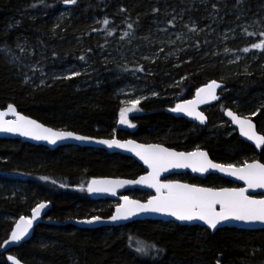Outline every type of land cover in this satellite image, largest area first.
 Listing matches in <instances>:
<instances>
[{
	"label": "trees",
	"instance_id": "trees-1",
	"mask_svg": "<svg viewBox=\"0 0 264 264\" xmlns=\"http://www.w3.org/2000/svg\"><path fill=\"white\" fill-rule=\"evenodd\" d=\"M64 10L70 14L61 20ZM178 12L203 30L187 36L176 59H166L167 51L182 45L156 31V23L167 25ZM210 12H217L213 22ZM239 23L246 26L240 35L216 34L218 26ZM262 32L264 0H76L73 5L64 0H0V49L26 40L35 49L34 60L50 64L31 83L25 78L27 69L9 63L0 51V109L11 104L45 126L87 137L131 138L181 151L201 148L223 164L250 157L264 163V148L255 152L222 116L226 108L253 115L264 135V54L237 61L223 55V48L230 53L264 41ZM235 36H246L247 41ZM80 63L92 69L70 78H55L49 70ZM136 65L143 67L144 77H132L128 68ZM181 79L173 92L184 99L210 81L225 85L216 104L204 109L208 121L203 127L174 117V103L161 98L169 83ZM134 80L138 88L152 89L158 96L140 105L142 115L131 117L132 132L116 131L124 86ZM142 173L132 159L104 150L66 146L50 151L0 139V264H8L1 246L14 223L29 217L37 204L50 203L47 218L59 223L94 215L107 218L112 208L90 199L88 182L105 177L133 180ZM184 181L194 182L189 176ZM202 185L230 184L209 176ZM130 195L140 201L148 198L140 191ZM134 241L141 242L149 256L138 255L130 245ZM8 253L23 264H264V230L222 228L211 233L199 226L151 220L94 230L41 224L28 242Z\"/></svg>",
	"mask_w": 264,
	"mask_h": 264
},
{
	"label": "snow or ice",
	"instance_id": "snow-or-ice-1",
	"mask_svg": "<svg viewBox=\"0 0 264 264\" xmlns=\"http://www.w3.org/2000/svg\"><path fill=\"white\" fill-rule=\"evenodd\" d=\"M64 3L66 5H73L76 3V0H64ZM105 23L107 24L108 21L105 20ZM169 23L171 24L172 21H169ZM129 27L132 26L129 25ZM261 35L264 36V32ZM253 47L264 48V41L254 44ZM4 50L5 53L9 51L7 45H5ZM244 51L247 52L248 49L245 48ZM72 75H78V73H72ZM218 87L220 85L216 81H211L206 86L196 90L197 99L184 101L183 104H177L171 111L184 112L189 116H193L201 123H204L206 120L205 115L196 111L195 106L197 103L205 102V97L202 94L216 99V89ZM129 103L131 107L122 108L120 111L121 124L129 123L127 113L135 110L140 104V100H130ZM8 109L14 115H17V119L0 122V132L18 133L21 136H29L35 140H46L50 144H55L58 140L68 138L77 141L91 139L87 136L77 135L72 131H54L52 128L45 127L35 120L20 116L15 112L11 104L8 106ZM227 114L239 125L241 135L254 141L257 147L264 145V136L257 135L254 126L249 120L242 119L234 115L231 111ZM4 115L5 113L0 112V118ZM133 126L129 124V127ZM98 142L107 145L109 148H127L129 151H135V154L148 166L150 171L147 175L139 177L138 180L94 179L89 185V192L111 191L114 195L115 186L123 187L127 184H144L149 188H154L157 193L156 196L149 198L146 203L129 200L127 196L122 197L125 203L116 208L115 214L110 217L111 221L127 220L130 216H135L139 213H158L174 217L177 221L181 222L202 221L203 224L213 230L217 229L222 222L230 220L244 223L264 222V199L251 198L245 194V188L214 189L171 181L162 183L159 179L161 173L167 171L169 168H190L193 172L199 173H205L209 169H215L244 181L249 189H264V163L253 161L251 163H245L241 167H236L232 164L214 163L209 159L206 152L200 150L176 152L160 144L140 145L131 140L121 142L116 139H108ZM46 206L45 203H39L32 209L31 218L26 216L19 217L16 221L15 229L11 232V241H20L25 237L28 230L32 227L33 221L40 216L41 210ZM217 206H219V210H217ZM100 219L99 216H93L91 219L83 221V223L91 224ZM7 243L8 241L6 240L5 244ZM135 251L140 256H149L148 249L143 246L136 247ZM156 251L159 253L163 249H157ZM8 259L13 260L14 258L9 256Z\"/></svg>",
	"mask_w": 264,
	"mask_h": 264
},
{
	"label": "water",
	"instance_id": "water-1",
	"mask_svg": "<svg viewBox=\"0 0 264 264\" xmlns=\"http://www.w3.org/2000/svg\"><path fill=\"white\" fill-rule=\"evenodd\" d=\"M213 81H215V80H213ZM210 82L204 84L201 87L206 86ZM216 82L220 85V87H218L216 89V97L217 98L212 99L211 97H208L206 94H202L205 97V102L197 103L195 106L196 111L201 112L205 115L206 120L204 123H201L199 120L195 119L193 116H189L184 112H173L172 111L173 116L176 118L184 119V120L188 121L189 123L194 124V125L199 126V127L205 126L207 124L208 118H207V115L205 114L204 109L216 104L218 97H219V93L222 92L225 88V85L222 82H220V81H216ZM195 99H197L196 92L194 93L193 97H191L190 99L182 100L178 104H183L184 101H190V100H195ZM14 109H15V112L17 114H19L20 116H25V115L19 113L15 107H14ZM229 111H231L234 115H236L242 119L249 120L251 122V124L254 126V130L257 133V135L264 136L263 134H261L258 131L255 122L253 120H251L248 116L247 117L240 116L228 108L224 109V111L222 113L223 118L229 123L230 128L237 134V136L239 137V139L241 141L252 146L253 149L255 150V152H257V153L262 151V149L264 148V145L257 147V145L254 141L249 140V139H247V137L241 135L239 125L237 123H235L233 121L232 117H230L227 114ZM0 112L5 113V115L2 118H0V122H2V121H13V120L17 119V115H14L13 112L9 111L8 106L4 109H0ZM25 117H27V116H25ZM27 118L32 119L30 117H27ZM32 120H35V119H32ZM35 121H37V120H35ZM38 123H40V122H38ZM42 125H44V124H42ZM45 127H48V126H45ZM53 130L54 131H65V130H58V129H53ZM75 134L81 135L78 133H75ZM90 138L91 139L87 140V141H77L75 139L68 138V139H64V140H58L55 144H50L46 140H35L29 136H21L18 133L0 132V139L18 140L22 143H27V144H30L33 146L45 147L50 151H54L55 149H57L59 147H66V146L77 147V148H88V149H93V150H104L109 155L118 154V155L128 157V158L132 159L133 161H135L144 171V173L142 175H140L139 177L147 175L148 172L150 171L148 166L146 164H144V162L142 160H140V158L135 154V151H129L127 148H115V147L109 148L107 145L101 144L98 142L100 140H108V139L120 140L116 136H112L111 138H93V137H90ZM128 140L134 141L136 144H140V145L159 144V143H143V142H139V141H136L134 139H131V138L127 139V140H120V141L124 142V141H128ZM160 145H162L163 147H167L163 144H160ZM167 148H170V147H167ZM170 149H172L173 151H176V152H192V151H196V150L206 152L205 150H203L201 148H197V149H194L191 151H181V150H176L174 148H170ZM208 157H209V155H208ZM209 159H211V158L209 157ZM253 161L262 163V162L258 161L257 159L251 160L248 163H251ZM213 162L218 163L215 161H213ZM220 164H223V163H220ZM243 165H241V166H243ZM241 166H238V167H241ZM185 174H189L191 177H197V178H200L202 180H204L208 175H216L219 178H222V179L228 181L230 184L235 185V187H220V188H245L246 189L245 194L250 196L251 198H253V199H264V189H261V188L249 189V188H247V185L244 183V181H241L234 176H230L227 173H222V172L215 170V169H209L205 173H199V172H193L190 168H169L167 171H164L161 173L159 179L162 183H167L170 181H163L162 179L165 177H168V176L185 175ZM139 177H137L136 179H133V180H138ZM95 180H128V179L105 177V178H99V179H95ZM91 181L92 180H90L87 184V191H88V188H89ZM171 182L189 184V183L181 182V181H171ZM198 187H206V186H198ZM210 188H212V187H210ZM220 188H214V189H220ZM114 191H115L114 195L112 194L111 191H109V192H89L88 191V194H89L90 199L95 201V202L106 201V200H108V201H116L117 200L119 203H118V205L115 206L112 215L115 214L116 208L119 205H122L125 203V201L122 199V197L127 196V193H129V192L141 191V192L151 193V196L148 197L145 201H140V200H137L135 198L127 196L129 198V200L139 201L140 203H146L149 198L157 195L154 188H149V187H147V185H144V184H127V185H124L123 187L115 186ZM41 203H45L47 206L43 210H41L40 216L37 217L33 221V225L28 230V233L26 234V236L23 237L20 241H16V242L11 241V239H10L11 232L15 229V224H16V222H15L8 238L6 239L8 241V243L5 244V242H4L2 244L1 252H2V254L6 255V260H7L8 264H17V262H18V264H23L15 256L10 255L8 252H10L11 250H13L15 248L20 247L22 244H24L26 242H28L32 238L35 228L41 224L57 225V226L71 225L77 229L94 230V229H99V228L123 227V226H126V225L134 223V222L151 220V221L173 222L179 226H186V227L199 226V227L205 228L206 230L210 231L211 233L215 232L217 229H222V228H236V229H241V230H264V222L244 223V222H239V221H234V220L222 222L218 226L217 229L213 230V229L208 228L207 225L203 224L202 221L181 222V221H177L174 217L163 215V214H158V213H139L135 216H130L129 219H127V220H119V221H111L110 217L112 215L109 218H102L99 216L101 219L99 221L91 223V224L83 223V221L91 219L92 217L85 218L82 220H74V219L73 220H67L66 222L59 223V222H56L54 220H50L47 218V214L51 210V204L48 202H41ZM217 210H219V206H217ZM31 216H32V210L30 211L29 218H31ZM9 256L13 257L14 259L9 260L8 259Z\"/></svg>",
	"mask_w": 264,
	"mask_h": 264
},
{
	"label": "rangeland",
	"instance_id": "rangeland-1",
	"mask_svg": "<svg viewBox=\"0 0 264 264\" xmlns=\"http://www.w3.org/2000/svg\"><path fill=\"white\" fill-rule=\"evenodd\" d=\"M70 14L69 10H64L63 13H61V20H65L68 19V16ZM174 17V19H173ZM209 18H212V22L215 21L217 19V12H210L209 13ZM238 19V18H237ZM170 21H172V23L170 24L169 21L167 23V25H161L159 23H156V31L165 34L166 36H168L169 38H172L174 40H177L180 42V44L182 45V49H172L167 51V53H165L166 55V59H176L177 55L180 54V52L183 50V48H185L184 46L186 45V41H187V36L190 35V33L192 31H196L199 32L202 29L203 25H198V24H194V21L191 20L190 18H186V16H183V13L178 12V13H173L171 15ZM235 24V23H234ZM210 27V25H209ZM245 24L244 23H239L236 24V26L234 27L233 25H226L225 27H220L218 26L217 28V32L216 34H220V35H227L228 33L232 32V31H238L236 32V34L240 35L244 32L245 30ZM208 29V27H207ZM157 32V33H158ZM159 33V34H160ZM234 33V32H232ZM237 39L239 38V42H246V36H235ZM245 38V39H244ZM254 44L257 43H253V44H249L248 47H246L248 49L247 52L244 51L245 48H240V50L236 51V50H231V52L229 53V51H227L228 49L223 48V55L226 56L227 58L233 59V57H235V60H240L242 57L244 56H248L251 58H256L257 56H263V52L262 49L263 48H255L253 47ZM19 45V47H18ZM9 49V51H7V53H5V47H2L0 49V51L4 54L5 58L8 60L9 63H18L20 64L22 67L27 69V72L25 73V78L26 81L33 83L32 79L33 76L35 74L37 75H42L44 73V69L46 68V66L50 65L47 60H34V47L29 44L26 40L18 42L14 47H7ZM23 49V50H21ZM255 50V53H250V51ZM161 51V49L159 50ZM248 53V54H247ZM231 56V57H230ZM174 62V61H173ZM178 64V63H177ZM92 69V66L87 65V64H79V65H70L67 66L65 65L62 68L59 69H55L54 67L50 68L49 70H52L54 77L55 78H61V77H65V78H70V77H75V76H79L83 73H88L90 70ZM128 70L130 71V74L132 75V77L134 78L136 75L144 77L145 76V71L143 69V67L141 65H136L134 67H130L128 68ZM72 73H78V75H72ZM138 80V79H135ZM132 81V83L125 85L124 87L125 90L123 92V96L124 98L120 101L121 104V109L122 108H129L131 107L129 101L130 100H135V99H139L140 100V104L137 106V108L131 112L127 113V120L129 123L127 124H121L120 123V112L118 115V119L116 122V131L117 130H126L129 132H132L134 130V127H129V124H131V117L133 116H140L143 114V112H141V110H139V107L142 103L146 102L147 100L156 98L158 96V93L152 89L147 90L146 88H138L137 84H140L138 81ZM47 81V80H46ZM46 81H41L40 84L46 82ZM182 84V79L179 81H174L172 83H169V86L167 88H165L164 90V94L161 96V98H170V100L172 101V103H174L173 108L182 100H185L183 95L179 92V93H175V91L173 92V90L176 88L177 85H181ZM142 85V84H141ZM173 87V88H172ZM120 109V111H121ZM207 110V109H205ZM250 119L253 118V115H249L248 116ZM132 125V124H131ZM113 134H111L112 136ZM254 160V157L251 158H244L242 160H240L238 163H231L233 166H241L245 163H248L249 161ZM226 164V163H224ZM221 186H215L213 188H220ZM110 202L109 207H113L118 205L119 202ZM101 206V205H100ZM132 248L135 251V248L138 246H143L141 244V242H135L134 244H131ZM144 247V246H143ZM146 248V247H145ZM151 251V250H150Z\"/></svg>",
	"mask_w": 264,
	"mask_h": 264
},
{
	"label": "flooded vegetation",
	"instance_id": "flooded-vegetation-1",
	"mask_svg": "<svg viewBox=\"0 0 264 264\" xmlns=\"http://www.w3.org/2000/svg\"><path fill=\"white\" fill-rule=\"evenodd\" d=\"M211 107V106H210ZM210 107H207V108H205V109H208V108H210ZM172 112V111H171ZM239 115V114H238ZM240 116H243V115H240ZM243 117H247V116H243ZM197 149V148H196ZM251 158V157H250ZM256 159V158H255ZM143 173H144V171H143ZM142 173V174H143ZM141 174V175H142ZM187 176H189V178H191V179H193L194 180V182L193 183H190V182H187V181H184L185 180V178L187 177ZM209 176H216V175H208L207 177H209ZM139 177V176H138ZM207 177L204 179V180H202V179H200V178H197V177H191L189 174H185V175H173V176H168V177H165V178H163L162 180L163 181H181V182H186V183H189V184H193V185H196V186H206V185H202V182L203 181H205L206 179H207ZM218 177V176H217ZM219 178V177H218ZM230 184V183H229ZM206 187H215V186H206ZM222 187V186H221ZM223 187H235V185H233V184H230L229 186H223ZM132 192H135V191H132ZM132 192H129V193H127V196L128 197H132L131 195H130V193H132ZM141 192V191H140ZM144 193H146V192H144ZM147 195H148V197H150L151 196V193H146ZM133 198V197H132ZM100 202H106V203H108V205H104L103 203H100ZM111 202H118L117 200L116 201H111ZM98 203V206H102V205H104V206H107L108 208H110L109 207V205H110V202L108 201V200H106V201H99V202H97ZM112 208V212L110 213V215L107 217V218H109L111 215H112V213H113V211H114V208H115V206H113V207H111ZM95 216V215H94ZM101 217V216H100ZM102 218H104V217H102ZM173 223V222H172Z\"/></svg>",
	"mask_w": 264,
	"mask_h": 264
}]
</instances>
